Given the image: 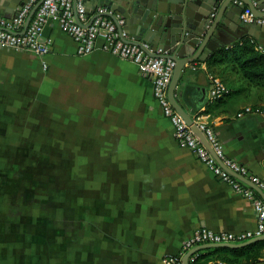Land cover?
Instances as JSON below:
<instances>
[{
    "label": "crops",
    "instance_id": "crops-1",
    "mask_svg": "<svg viewBox=\"0 0 264 264\" xmlns=\"http://www.w3.org/2000/svg\"><path fill=\"white\" fill-rule=\"evenodd\" d=\"M243 28L235 25V41L250 38L264 49ZM41 37L54 43L45 57L0 45V264H162L199 227L255 228L251 200L178 143L151 77L105 50L103 37L87 54L57 23ZM209 57L186 64L181 81L198 104L209 93L200 113L226 154L264 180V117L239 116L247 105L264 106V87L230 57L211 67ZM213 77L229 92L214 98ZM37 149H65L56 231L37 225L46 182H39ZM225 248L199 252L208 264H230L219 259Z\"/></svg>",
    "mask_w": 264,
    "mask_h": 264
},
{
    "label": "built area",
    "instance_id": "built-area-1",
    "mask_svg": "<svg viewBox=\"0 0 264 264\" xmlns=\"http://www.w3.org/2000/svg\"><path fill=\"white\" fill-rule=\"evenodd\" d=\"M39 0H28L13 16L0 14V45L16 50L31 51L45 57L52 52L54 43L49 38L42 40V33L47 25L59 24L77 43V52L87 54L96 47L103 37V48L115 56L135 63L139 70L152 79L156 100L163 114L171 121L174 135L178 143L191 149L196 156L237 192L251 200L256 213V226L241 231H217L207 227L197 228L186 239L177 253L165 254L162 264H184L183 257L194 248L204 244L242 243L264 235V198L253 187L255 185L264 192V180L251 173L249 168L229 157L223 144L203 113L193 117V124L201 131L206 143L189 125L185 118L171 104L168 87L176 62L169 58L157 57L148 53L142 46L129 42L125 31L119 30L125 19L117 16L100 15L91 21L96 14L89 12L87 0H42L26 27L27 18ZM104 8H99L103 11ZM241 19L249 24H264V17H256L249 10L241 14ZM252 41H254L252 39ZM263 49L262 45H258ZM44 66L47 64L44 62ZM212 96L218 98L229 92L228 86L219 78L213 77ZM254 114L264 117V106L247 105L239 112V116ZM199 250L189 257V264H208L199 259Z\"/></svg>",
    "mask_w": 264,
    "mask_h": 264
},
{
    "label": "water",
    "instance_id": "water-1",
    "mask_svg": "<svg viewBox=\"0 0 264 264\" xmlns=\"http://www.w3.org/2000/svg\"><path fill=\"white\" fill-rule=\"evenodd\" d=\"M27 1L0 0V14L8 13L10 15L7 16H13ZM41 2L42 0H39L30 12L26 27ZM90 2L92 11L104 8L103 11L96 13L91 21L100 15L117 20L119 15L125 19L124 25H119V30L126 32L129 42L142 46L153 56L169 58L176 62L168 87L169 100L206 143L203 133L193 124V116L181 99L189 102L197 114L207 101L209 93L205 99H201L200 104L193 101L194 94L189 91L188 80L181 81L185 66L196 60L208 58L219 47L239 38L240 34L234 29L235 25H242L246 32L264 43V24H249L241 19V14L246 10L256 17H264V0H90ZM213 88L214 86L211 91ZM253 187L264 198V192L255 185ZM260 240H264V235L242 243L200 245L186 253L183 262L189 264L190 255L204 248H240Z\"/></svg>",
    "mask_w": 264,
    "mask_h": 264
},
{
    "label": "trees",
    "instance_id": "trees-1",
    "mask_svg": "<svg viewBox=\"0 0 264 264\" xmlns=\"http://www.w3.org/2000/svg\"><path fill=\"white\" fill-rule=\"evenodd\" d=\"M232 46V47H231ZM230 50V51H229ZM229 52L231 56H229ZM230 57L235 60L242 74L251 82L264 87V49L258 48V41L242 38L233 45L214 51L207 60L208 65L222 63ZM225 253L219 256L223 262L230 264H251L264 257V240L257 241L240 248H225ZM204 254L199 259L205 263Z\"/></svg>",
    "mask_w": 264,
    "mask_h": 264
},
{
    "label": "rangeland",
    "instance_id": "rangeland-1",
    "mask_svg": "<svg viewBox=\"0 0 264 264\" xmlns=\"http://www.w3.org/2000/svg\"><path fill=\"white\" fill-rule=\"evenodd\" d=\"M64 151L65 149H37L39 182L46 181L45 185L38 188L37 225L38 227H53L55 228L54 231L63 224L61 162Z\"/></svg>",
    "mask_w": 264,
    "mask_h": 264
}]
</instances>
